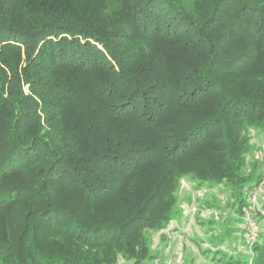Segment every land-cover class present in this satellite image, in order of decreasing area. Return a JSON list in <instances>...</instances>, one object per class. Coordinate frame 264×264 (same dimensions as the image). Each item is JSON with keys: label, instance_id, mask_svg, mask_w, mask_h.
<instances>
[{"label": "trees", "instance_id": "trees-1", "mask_svg": "<svg viewBox=\"0 0 264 264\" xmlns=\"http://www.w3.org/2000/svg\"><path fill=\"white\" fill-rule=\"evenodd\" d=\"M256 135L264 0H0V264H148L182 181L249 209Z\"/></svg>", "mask_w": 264, "mask_h": 264}, {"label": "rangeland", "instance_id": "rangeland-1", "mask_svg": "<svg viewBox=\"0 0 264 264\" xmlns=\"http://www.w3.org/2000/svg\"><path fill=\"white\" fill-rule=\"evenodd\" d=\"M252 144L257 150L261 149L264 145V136L256 135ZM254 158L256 162L258 161L262 174L261 163L256 155ZM183 184L180 191L182 218L178 223L175 221L171 223L165 231L150 235L149 246L156 258L148 264H216L212 262L211 256L204 253V249H209L212 243L222 244L221 251L231 254L240 252L248 257L250 251L246 244L249 241L250 230L253 229L257 236L264 231V220L256 215L264 212V187L263 193L256 197L254 203L249 204L255 211L251 213L248 221L244 216L240 217L231 212L229 206H224L229 196L225 189L210 192L205 190L202 193L203 191L193 190L191 184L185 181ZM197 193L204 194L200 200L207 199L216 205L215 201L218 199L224 207L220 208L222 210L219 213H214L202 205L203 201L196 200ZM257 207L260 212L256 211ZM244 231L249 233L244 234ZM120 264L124 263L120 261Z\"/></svg>", "mask_w": 264, "mask_h": 264}, {"label": "built area", "instance_id": "built-area-1", "mask_svg": "<svg viewBox=\"0 0 264 264\" xmlns=\"http://www.w3.org/2000/svg\"><path fill=\"white\" fill-rule=\"evenodd\" d=\"M255 155L259 159V161L261 163V166H262V179H261V182L259 183V185L250 193V196L248 197L247 202L249 200H251V201L248 202V205L251 202L254 203L255 200H256V197L260 196L261 193H263L262 188L264 187V145H263V147L261 149L257 150ZM183 183H184V181L181 182V184H182L181 187H183V185H184ZM202 193H204V191ZM202 196H204V194L199 195V193H197V198L196 199L201 198ZM253 211H255V208L252 207L251 205H249V209L244 211V214H243L244 218H246V220L249 221V218H250L249 216L251 215V213ZM256 211L260 212L258 207H257ZM261 215L264 216V212H261ZM250 231L251 232H250V237L248 238V240H249L248 243L252 245L254 242H256L257 235L254 233L253 229H251Z\"/></svg>", "mask_w": 264, "mask_h": 264}]
</instances>
